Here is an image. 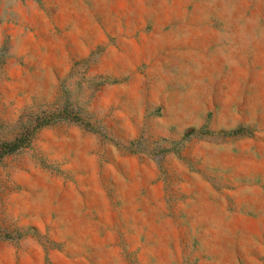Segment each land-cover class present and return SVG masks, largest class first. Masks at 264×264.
Listing matches in <instances>:
<instances>
[{"label":"rangeland","instance_id":"1","mask_svg":"<svg viewBox=\"0 0 264 264\" xmlns=\"http://www.w3.org/2000/svg\"><path fill=\"white\" fill-rule=\"evenodd\" d=\"M0 264H264V0H0Z\"/></svg>","mask_w":264,"mask_h":264},{"label":"trees","instance_id":"2","mask_svg":"<svg viewBox=\"0 0 264 264\" xmlns=\"http://www.w3.org/2000/svg\"><path fill=\"white\" fill-rule=\"evenodd\" d=\"M15 149H10L9 147H4L2 151H0V156H3L5 153L13 152Z\"/></svg>","mask_w":264,"mask_h":264}]
</instances>
